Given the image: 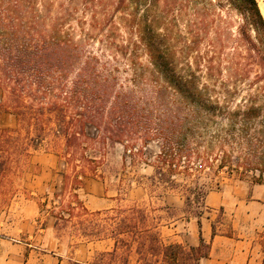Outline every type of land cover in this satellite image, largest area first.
Wrapping results in <instances>:
<instances>
[{"label": "rangeland", "instance_id": "rangeland-1", "mask_svg": "<svg viewBox=\"0 0 264 264\" xmlns=\"http://www.w3.org/2000/svg\"><path fill=\"white\" fill-rule=\"evenodd\" d=\"M28 1L49 20L58 19L63 23L62 30L80 46L81 61L85 57L95 58L96 71L113 79V94L131 90L142 99L166 87L150 75L152 66L147 49L153 47L178 72L194 75L198 89L205 92L206 98L217 101L221 111L206 127L194 130L186 126L182 138L168 142L165 153L177 160L179 166L175 168L161 162L166 158L164 152L161 154L164 135L154 125L147 129L151 133L147 143L140 138L144 134L137 132L128 143L109 147L105 166L98 173L101 177L81 178V187L88 180L102 183L114 201L111 209L100 212L85 213L76 205L79 202L83 206L84 195L77 192L81 187L73 189L72 177L64 187L61 176L65 168L55 151H31L14 167L6 189L0 192V236L15 234L21 241L25 236L19 231H29L40 246L41 233L37 232L47 216H52L56 218V226L51 236L61 242L65 253L78 241L86 240L81 237L83 233L99 237L101 232L106 234L112 219L119 222L128 217L124 211L131 207L144 211L149 226H165L175 221L182 225L189 219L199 218L205 211L203 199L207 192L239 182L248 186L264 185V173L261 176L254 170L230 172L227 167L217 168L223 159L221 151L229 156L227 162L232 165L254 162L246 148L230 143L226 119L237 109H243L248 96L264 85L256 80L258 69L254 61L258 50L264 57V44L258 43L256 34L227 0ZM256 2L264 18V0ZM249 41L255 44L256 52L252 51ZM140 70H144L141 78L137 76ZM177 98L168 89L163 107L177 106L190 114L189 105ZM159 111L154 114V121ZM14 123L11 115L1 114L2 127L12 128ZM89 133L93 135L96 131ZM259 177L262 183H254ZM60 179L62 186L58 187ZM27 201L37 203L42 214L26 223L22 211ZM215 224L220 228L218 231L228 233L227 217L216 220ZM260 245L264 246V240ZM41 248L47 249L45 243ZM123 259H128V264H136L137 256L123 254L116 263L121 264ZM99 261L111 264L113 258L100 255ZM63 264L74 263L64 259Z\"/></svg>", "mask_w": 264, "mask_h": 264}, {"label": "trees", "instance_id": "trees-1", "mask_svg": "<svg viewBox=\"0 0 264 264\" xmlns=\"http://www.w3.org/2000/svg\"><path fill=\"white\" fill-rule=\"evenodd\" d=\"M227 1L263 45L264 18L256 0ZM62 24L40 14L31 1L0 0V116L9 114L15 122L12 128L0 124V192L6 189L14 167L31 151L39 149L58 154L65 168L64 187L72 177L73 189L80 188L81 178L101 177L98 173L105 166L109 147L128 143L137 132L144 134L140 138L147 143L151 138L147 129L152 125L164 135L161 154L164 152L166 158L162 164L178 167L177 160L165 153L168 142L182 138L186 126L194 130L206 127L221 111L219 103L206 98L194 75L178 72L153 47L147 49L150 75L166 87L142 99L131 90L113 94V79L96 71L94 57L81 61L80 46L62 30ZM249 44L256 52L255 44ZM254 61L258 69L256 80L264 83V57L259 50ZM143 71H138L137 76L143 77ZM168 89L177 94L180 102L189 105L190 114L177 106L163 107ZM256 91L244 101L243 109H237L226 119L230 143L246 148L254 162L232 165L227 162L229 156L221 151L223 159L217 167L220 170L227 167L230 172L242 169L254 170L261 176L264 173V85ZM158 109L161 111L154 121ZM91 130L96 134L89 133ZM207 151L211 154L209 147ZM261 181L259 177L254 183ZM76 205L87 213L79 202ZM124 212L128 217L119 222L112 219L110 230L106 234L101 232L114 242L111 264H117L123 254L137 256L136 264H200L209 256L210 244L201 237L197 247L165 242L157 231L160 224L149 226L142 209L134 206ZM216 234L212 225V235ZM92 235L99 237L83 233ZM121 264H128V259Z\"/></svg>", "mask_w": 264, "mask_h": 264}, {"label": "crops", "instance_id": "crops-1", "mask_svg": "<svg viewBox=\"0 0 264 264\" xmlns=\"http://www.w3.org/2000/svg\"><path fill=\"white\" fill-rule=\"evenodd\" d=\"M61 179L58 187L62 186ZM77 192L84 195L83 206L87 211L100 212L113 206L114 201L109 198L104 185L96 180L86 181ZM203 205L205 211L199 218L189 219L182 225L178 221L160 225L157 228L160 237L185 247H197L201 237L210 244V253L200 264H264V246L260 245L264 240V185L248 186L239 182L210 191L205 194ZM22 212L26 223L41 213L33 201H27ZM47 217L37 232L41 233L39 238L43 241L40 246L45 243L47 249L36 245V237L29 231H19L25 236L21 241L15 234L0 236V264H63L64 259L74 264H100V255L112 253L114 242L103 233L101 237L81 235L86 240L78 241L64 253L61 242L51 236L56 218ZM223 217L230 221L228 233L218 231L220 228L215 224ZM212 225L216 235H212Z\"/></svg>", "mask_w": 264, "mask_h": 264}]
</instances>
